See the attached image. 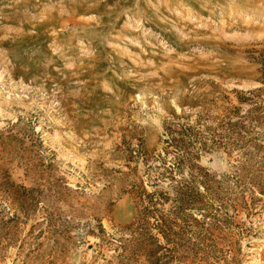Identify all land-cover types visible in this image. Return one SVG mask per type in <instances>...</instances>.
<instances>
[{"label":"rangeland","instance_id":"obj_1","mask_svg":"<svg viewBox=\"0 0 264 264\" xmlns=\"http://www.w3.org/2000/svg\"><path fill=\"white\" fill-rule=\"evenodd\" d=\"M0 264H264V0H0Z\"/></svg>","mask_w":264,"mask_h":264}]
</instances>
